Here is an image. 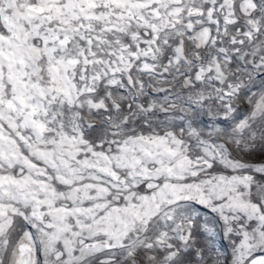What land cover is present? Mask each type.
I'll list each match as a JSON object with an SVG mask.
<instances>
[{
	"label": "snow or ice",
	"instance_id": "obj_1",
	"mask_svg": "<svg viewBox=\"0 0 264 264\" xmlns=\"http://www.w3.org/2000/svg\"><path fill=\"white\" fill-rule=\"evenodd\" d=\"M0 264H264V0H0Z\"/></svg>",
	"mask_w": 264,
	"mask_h": 264
}]
</instances>
